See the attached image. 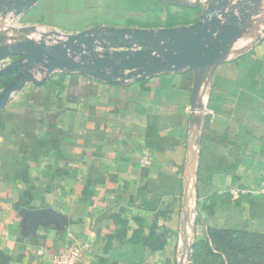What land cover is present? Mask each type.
Masks as SVG:
<instances>
[{"label":"crops","instance_id":"1","mask_svg":"<svg viewBox=\"0 0 264 264\" xmlns=\"http://www.w3.org/2000/svg\"><path fill=\"white\" fill-rule=\"evenodd\" d=\"M49 1L0 6V48L99 24L181 29L210 5ZM253 1L229 0L221 21ZM22 9L33 13L22 18ZM32 15L23 33L10 27ZM15 58L0 59L2 71ZM35 64V79L0 109V254L7 264H59L71 254L81 264H180L185 244L203 254L215 228L264 236V0L202 78L201 68H184L106 80ZM15 75L0 78V95ZM193 121L201 137L192 166Z\"/></svg>","mask_w":264,"mask_h":264},{"label":"water","instance_id":"2","mask_svg":"<svg viewBox=\"0 0 264 264\" xmlns=\"http://www.w3.org/2000/svg\"><path fill=\"white\" fill-rule=\"evenodd\" d=\"M15 1V4H11ZM31 7L35 0H28ZM229 0H209L210 5L197 23L181 29H163L157 33L148 30H110V36H98L87 39L85 33L71 37V40L52 46L39 48L35 44L15 45L13 48H0L1 60L8 56L18 58L14 65L8 66L0 72V78L11 73H16L14 79L5 87L0 95V109L3 108L11 96L26 83L33 81L32 73L35 61H44L51 70L69 69L85 75L105 77L111 79H133L145 73L169 72L184 68H201V78L205 68L218 59L220 53L242 31V25L250 19L252 9L259 0L252 3H244V12L238 17H230L226 21L220 18L226 17L225 6ZM22 0H0V6L12 8L22 4ZM252 8V9H251ZM98 38V39H97ZM90 45L95 40L114 45L119 49L116 55L111 57H92L88 62L76 60V53H81V45L74 47L76 41ZM142 43L141 49H131L133 42ZM29 50V53H25ZM73 52L72 57L66 54ZM25 69V70H24ZM24 70V71H22ZM199 79V83L201 82ZM194 138H200V132L196 124L193 130Z\"/></svg>","mask_w":264,"mask_h":264},{"label":"built area","instance_id":"3","mask_svg":"<svg viewBox=\"0 0 264 264\" xmlns=\"http://www.w3.org/2000/svg\"><path fill=\"white\" fill-rule=\"evenodd\" d=\"M112 32L109 29H105L102 27L95 28L94 30L85 33L87 39H91L92 37L98 36H110ZM74 36V35H73ZM70 35H62L56 31L46 32L44 31L43 38L40 42L35 45L39 48H44L45 46H52L65 43L71 40ZM99 38V37H98ZM97 38V39H98ZM19 41V40H18ZM77 45H81L82 52L76 53V60L81 62H88L92 59V57H111L118 53L119 49L112 44L106 42L96 41L91 46L85 43H81L80 41H76L74 47ZM67 57H72L73 52H69L66 54ZM2 71V66L0 65V72ZM196 129V124L193 125V130ZM194 131L190 130V150H189V162L190 165H194L196 160L198 159L200 152V138H194ZM190 195V193H189ZM189 198V196H187ZM192 256V244L189 243L188 246L185 244L184 249L181 250V256L178 259L180 264H193L191 260ZM59 264H81L80 258L77 254L67 255L63 259H60Z\"/></svg>","mask_w":264,"mask_h":264},{"label":"trees","instance_id":"4","mask_svg":"<svg viewBox=\"0 0 264 264\" xmlns=\"http://www.w3.org/2000/svg\"><path fill=\"white\" fill-rule=\"evenodd\" d=\"M11 74H9L8 76H10ZM3 78L4 77H2V79ZM6 84L8 83H5L3 85L5 86ZM210 235L212 242H217L223 248L226 247L229 251L233 252L230 258L234 257V259L236 260L234 264H248L247 261L240 259V256H264L263 235L260 236L242 230H229L218 228L213 229ZM0 264H7L6 258L1 254Z\"/></svg>","mask_w":264,"mask_h":264},{"label":"rangeland","instance_id":"5","mask_svg":"<svg viewBox=\"0 0 264 264\" xmlns=\"http://www.w3.org/2000/svg\"><path fill=\"white\" fill-rule=\"evenodd\" d=\"M53 1L54 0H50L49 3H54ZM11 4H15V1H11ZM9 5L7 7H9ZM33 9L28 10L27 12H25L22 9V11H23L22 18L27 13H28V15L32 14L33 13L32 12ZM20 11H21V9H20ZM22 18H21V20L16 21L13 24V26L10 25V27L12 29H15L16 28V31L23 33V31H19L20 30L19 28H21L20 26H23V25L24 26H32V25H34L33 24L34 17H33V15H32V17H28L27 22L26 21L24 22ZM28 21H30V22H28ZM79 22H82V20L80 18H77V19L71 20L69 23L71 25H73L74 23H79ZM101 25H104V24H99V26H97L95 28H98V27H102L103 28L104 26H101ZM95 28H93L92 30H94ZM17 59L18 58H15V61ZM206 244L207 243L204 242L203 245L200 248L203 251V254L202 253L201 254L200 253H198V254H195V253L193 254L192 253L191 260H192L193 264H234V262L236 261L234 259V257L230 258V256L233 254V252L229 251L226 247L223 248L217 242L214 243V241L213 242L210 241L209 242V246H207ZM206 247L208 249H206ZM240 259H242L244 261H247L248 264H264V256H262V255H260V256L253 255L251 257H248V256H240Z\"/></svg>","mask_w":264,"mask_h":264}]
</instances>
